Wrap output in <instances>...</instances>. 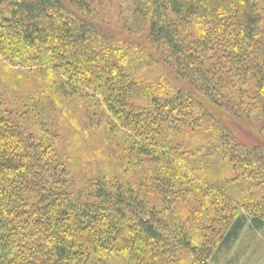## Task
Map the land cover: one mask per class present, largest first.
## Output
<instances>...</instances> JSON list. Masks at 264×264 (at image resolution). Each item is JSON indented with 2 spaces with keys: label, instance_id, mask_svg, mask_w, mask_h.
Returning <instances> with one entry per match:
<instances>
[{
  "label": "trees",
  "instance_id": "16d2710c",
  "mask_svg": "<svg viewBox=\"0 0 264 264\" xmlns=\"http://www.w3.org/2000/svg\"><path fill=\"white\" fill-rule=\"evenodd\" d=\"M87 1L0 0L5 82L11 92L42 86L21 114L0 89V264H218L178 212L167 214L192 179L174 142L209 132L230 170L264 187V153L220 119L250 94L247 110L264 127V0H133L160 64L185 82L163 92L132 77L124 61L133 48L85 16ZM139 96L151 106L136 105ZM81 133L103 148L88 150ZM246 222L236 218L220 246L228 250ZM252 222L263 228L264 212ZM185 250L189 260L179 258Z\"/></svg>",
  "mask_w": 264,
  "mask_h": 264
},
{
  "label": "rangeland",
  "instance_id": "374dc122",
  "mask_svg": "<svg viewBox=\"0 0 264 264\" xmlns=\"http://www.w3.org/2000/svg\"><path fill=\"white\" fill-rule=\"evenodd\" d=\"M85 4L84 14L90 21L105 30L109 37L133 48L126 51L127 58L124 62L135 80L157 92H163L167 86L184 87L185 82L171 67L160 64L161 55L147 40L149 21L135 13L133 0H88ZM197 26L192 23L187 31L189 38L198 37ZM3 68L0 69V89L8 87V106L21 114L25 109V96L41 90V83L36 80L25 90H22L23 86L20 90L11 92L9 84L5 82ZM150 100L152 97L139 96L133 102L147 108L151 106ZM244 103V108L233 109L232 112L229 111L231 115L225 113L227 119L221 116L220 119L229 125L230 131L241 142L258 147L264 153V127L255 120L256 114L248 111L250 94L248 100L244 99ZM74 108L77 107L74 105ZM67 119L62 123L66 138L67 132L73 128L71 120ZM25 124L31 125L30 122ZM31 130L36 132L34 128ZM81 138L83 146L86 144L88 150L95 152L103 148L100 139L93 134L86 136L81 133ZM174 143L177 151L185 155L188 163L186 167L192 179L179 186L182 193L173 204L168 203L170 207L167 208V214L171 216L176 211L182 216L185 233L198 245L201 255H209V262L214 263L217 259L218 264H264V227L256 229L252 222L255 215L260 216L264 212V187L235 175L228 162L221 157L222 151L219 147L222 145L219 146L209 132L194 134L189 130ZM222 149L225 152V148ZM100 153L105 154L104 151ZM97 162L102 164L106 161ZM149 203L150 208L158 206L157 196ZM241 215L247 218V222L238 239L228 250L221 247L223 237ZM179 258L189 260L191 256L185 250ZM107 263L136 264L129 259L116 257L110 258Z\"/></svg>",
  "mask_w": 264,
  "mask_h": 264
}]
</instances>
